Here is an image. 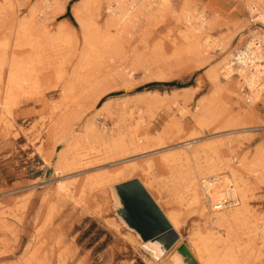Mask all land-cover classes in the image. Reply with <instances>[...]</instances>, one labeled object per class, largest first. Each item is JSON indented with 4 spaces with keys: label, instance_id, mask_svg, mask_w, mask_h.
<instances>
[{
    "label": "rangeland",
    "instance_id": "obj_1",
    "mask_svg": "<svg viewBox=\"0 0 264 264\" xmlns=\"http://www.w3.org/2000/svg\"><path fill=\"white\" fill-rule=\"evenodd\" d=\"M245 1L172 0L171 9L166 14L164 12V16L162 14L153 21L140 19L122 47L109 43L102 45L97 54L98 61L92 67L80 70L77 67L83 51L82 30L71 12L81 8L85 0H0V41L7 43L0 51V61L3 55L5 58L3 76L12 55L18 59L32 55L30 47H15L20 38L18 26L21 22L29 20V36L38 43L43 58L33 68L32 80L37 82L28 89V93H20L9 112L4 111L0 104V264H150L151 255L147 256L139 248L145 242L117 214L118 209H123L118 187L123 181L131 180L140 184L150 180L154 188L160 187L159 195L155 189L147 191L143 188L153 201L158 196L161 198L159 206L162 210L157 205L161 212L169 210L177 215L181 224L179 230L174 231L178 241L163 253L159 261L164 260L161 264H181L176 256H172L177 248L185 245L191 253L189 239L193 230L206 231L198 215V209L204 204L200 189H197L198 202L193 201L191 190L184 189L195 176L191 153L199 152L211 137L219 136L211 134L225 130V119L237 111L230 113L226 109L217 121L198 127L192 120L195 107L203 99L207 102L212 100L219 110L223 107L226 100L220 95L214 97L208 72L251 37L264 34V24L257 21L259 25L253 26L255 21ZM53 2L64 6L62 14H56ZM260 2L264 7V0ZM185 5L213 22L212 31H209L212 39L226 37L229 40L224 50L209 51L206 64L195 62L179 50L185 30L180 12ZM106 16L105 5H101L98 24L102 25ZM251 31L257 33L253 35ZM58 35L62 41L59 40L57 45L50 39H56ZM110 48L122 49L118 53L115 49L111 52ZM43 53L49 56L44 57ZM48 58L49 63L54 61L51 65L57 63L49 66ZM75 72H78L75 85L67 93V84ZM158 72H163L167 80L156 79L154 75ZM184 88L189 91L180 90ZM106 105H109L107 110L98 111ZM138 111L143 118L138 138L163 135L169 150L188 155L190 162L180 174L183 181H170L159 162L161 153L109 165L94 164L96 157L88 154L86 159H89L91 168L87 171L56 176L55 164L85 150V145L73 144L72 140L84 138L83 130L88 123L92 122L106 137L112 135L117 138L133 125ZM250 114L252 117L244 122L248 129L230 138L235 142L232 143L233 150L239 146L241 149L229 154L230 165L234 168L240 161L239 154L248 152L252 155L257 148H264V97L252 107ZM174 122L179 124L178 130L171 126ZM58 130L59 135L56 134ZM187 142L193 144L181 149L177 147L178 143ZM132 163L138 169L126 173L118 185L83 189L88 177L104 171L114 175ZM147 163L151 169H147ZM196 181L198 184V179ZM250 182L248 205L256 227L251 226L249 230L253 232L256 228L259 236L254 239L252 254L243 261L245 264H264V176L252 177ZM59 184L66 186V194L57 192ZM235 232L240 243L246 241L245 231Z\"/></svg>",
    "mask_w": 264,
    "mask_h": 264
},
{
    "label": "bare ground",
    "instance_id": "obj_2",
    "mask_svg": "<svg viewBox=\"0 0 264 264\" xmlns=\"http://www.w3.org/2000/svg\"><path fill=\"white\" fill-rule=\"evenodd\" d=\"M171 1L172 0H85L81 8L72 10L71 12L76 23L79 24L82 30L83 51H81L80 53V59L78 60L79 64L77 68H80L81 70V68L83 67H92L98 61L99 57L97 56V54L100 53V48L104 44L109 43L110 45H114L116 47H122V44L124 43L126 37L132 36L130 30H134L136 28L138 23L137 21H140V19L153 21L162 14L164 16V12L166 14V11L171 9ZM246 1L245 3L247 9L249 10V14L253 15L252 19L254 21H259L261 24H264V7L262 6L260 0ZM53 5L55 6L56 14H62L64 12V6H61L57 3H54ZM101 5H105V14H107L105 19L103 20L102 25L98 24ZM180 13V20L184 22L185 28V30H183L184 33L182 34L183 44L181 45V49H179L180 51H182V53L188 55L195 62L204 64L208 59L207 55L209 51L214 49L219 51L224 50V45H226L229 41L226 37L212 39L209 36V31L212 29L213 22L211 23L210 21H207L205 19V16L198 11L190 10L187 5L184 6V9ZM29 25V20L21 22L19 24L18 36L20 38L15 44V47H30V49L32 50V55H27L26 57L21 59H18L17 57H14V55H12V58L9 59V63L7 64V73L4 76L2 69L5 58L4 55H1L2 62L0 61V104L4 111L7 112H9V110L14 106L15 100L19 97L18 95H20V93H28V89H31V86L34 85L33 83L37 82V80L36 82L35 80H32L33 68L35 67V65L40 64L41 59H43L40 55V48L38 46V43L35 40L31 39L29 36L31 30ZM250 33L254 35L257 33V31H251ZM254 37L255 36L251 38ZM61 38L62 37H59L58 35L56 39L52 38L50 39V41L52 40L55 44L58 45V42ZM6 45V41H0V51L1 48H5ZM113 49L120 53L119 50L122 48H110V51L113 52ZM51 50L54 49L51 48ZM55 53H57V51ZM45 54L44 57L49 56L48 54ZM54 56L55 55L51 57L53 58ZM232 56L233 54L226 55V57H224L217 66L213 67L208 72V80L214 87V97L220 95V97L222 96V98L226 100V103H223V107H220L219 110L218 106H215L212 100L208 102L204 99L200 100L198 102V105L195 107V115L192 120H194L196 126L205 127L213 121H217L220 117H222L226 109L230 111V113L234 112L235 109H237V111H235V113H231L225 119V123L223 126L224 129L226 128L225 130L222 129L223 131L221 132L211 134V136H219L211 137L212 139L210 141L208 139V143H205L200 147L199 152H196L194 154L191 153V158L194 163L193 166L195 176H192V179L189 180L188 186L184 189H186V191L191 190L194 197L193 201L198 202L197 189L199 188L201 191L202 180L206 177H214L215 182L208 185V188L210 189L209 196L212 198V200H214L215 202L221 200L228 201L235 198L236 201H238V204L235 207L231 209H225L222 212H219L218 210H216L218 212L210 211L204 206V204L200 206V208L198 209V215L206 226V231L204 233H201L197 229H195L193 230L189 239V249L191 250V253L197 264H245L243 260L244 258L246 259V257L252 254V247L253 244H255L254 239H257V237L259 236V233L257 234L256 232V228H254L253 232L249 230L251 226L256 227V225L255 219L252 214L253 212H251L248 202L251 197L250 178L264 176V148H257L252 155L248 154V152L239 154L240 158H238L240 159V161L236 163L237 165L235 164L237 166L236 168L230 165L229 154H233L238 148L240 149V146H237L238 148H236L235 151L233 150L234 148L232 147V143L235 142H232L233 138L232 140H230V138L235 134H239L238 132L248 129L244 122L252 117L250 114L252 107L259 103V100L263 97H254L252 101L246 102L245 99L240 96L237 89V81L231 78L225 71V67L229 64ZM49 59L50 58H48L47 62L49 61ZM57 59L58 58L56 57V60ZM42 62H44V60ZM53 62H48L49 66ZM54 64L51 66H54ZM77 73L78 72H75L70 82L68 81V90H66L67 93H70L72 91L75 85L74 80ZM62 75L63 74H61V76ZM55 77H57V75ZM62 77H64V75ZM154 77L161 81L164 79L167 80V76H165L163 72H158L154 75ZM55 80H57V78ZM37 86L38 85L36 84L35 87ZM180 90L184 92L189 91L188 88ZM214 101L215 104L218 103L216 99ZM105 104H107V102L104 103V105ZM108 106L109 105H106L105 108L102 107L103 109L99 108L98 111L107 110ZM147 110L148 113L151 112L149 107L147 108ZM137 114L138 116L136 119H134L135 122L129 128V130H127L126 133L124 132V134L118 135L117 138L116 136L112 135L106 137L104 135V132L99 131L92 122L88 123L83 130L84 138L81 137V139H79V137H77L72 140L73 144L80 143L79 145H85V150L78 153L75 152L76 155L74 153L71 157L62 158V161L55 164L54 170L56 176L59 177L66 173L74 174V172L78 171H87L89 168H91L90 162H88L89 159H86V156L88 154H92L96 157V163L94 164L109 165L112 163H126V160L131 158L141 156L143 157L147 155L150 156V154L153 153H161L159 162L163 170L170 176V181H177V179L182 180L180 174L182 172V169H184L189 161L186 152L176 153L175 151L169 150V148L166 146V142L163 140L164 138H162V134V136L157 137L144 135L142 138H138V134L140 131L139 129L141 127L143 118L141 117V113L139 111L137 112ZM130 115L129 118L133 119L132 116L130 117ZM59 126L61 125H58L57 127ZM171 126L175 127L176 130L179 129V124L176 122H174ZM167 129L171 128L167 127ZM61 132H64V130H62ZM58 133L59 130L56 134L59 135ZM200 138L201 137H199L198 139ZM191 144H193V142L178 143L177 147L180 149L186 148ZM188 148L190 150V147ZM93 160H95V158ZM146 165L147 169H151L150 163H147ZM129 166H127L123 171L114 175H111L108 172L104 171L102 173L96 174L95 176L88 177L84 182L83 189L85 187H88L89 189V187L93 186L98 187L110 184L118 185L120 180H124L123 178L126 176V173H132L138 169L137 165L135 166L133 163ZM143 172L147 171L143 170ZM185 177L187 176L185 175ZM196 179H198L199 181L198 184ZM162 181L163 180H161V182ZM141 184H143L142 186L147 191L150 189L153 191V189H155L156 194L159 195L160 187L154 188L150 180L143 183L141 182ZM97 187H95V189ZM162 191L164 190L162 189ZM57 192L66 194V186L64 184H59L57 186ZM159 199L161 198H159L158 196V198L156 200L154 199V201L160 208ZM162 212L172 230L177 232L181 225L177 215L173 214L169 210L166 212ZM235 230H242L243 232H246L244 233L246 234L245 242L240 243V241L236 239V235L234 234L236 233ZM247 230H249V232ZM220 232H223V234H220ZM261 236L263 237L262 234ZM139 248L147 256L151 255L152 261H148V263L150 264H161L164 260H159L161 259L163 253H167L162 249L161 245L158 242L148 241L145 242L142 246H139ZM165 257L163 259H165Z\"/></svg>",
    "mask_w": 264,
    "mask_h": 264
},
{
    "label": "water",
    "instance_id": "obj_3",
    "mask_svg": "<svg viewBox=\"0 0 264 264\" xmlns=\"http://www.w3.org/2000/svg\"><path fill=\"white\" fill-rule=\"evenodd\" d=\"M118 189L123 205L117 212L119 219L122 217L126 226L143 242H158L165 252L170 250L177 243L178 235L139 181L121 184ZM172 256H176L181 264H197L185 245L179 246Z\"/></svg>",
    "mask_w": 264,
    "mask_h": 264
},
{
    "label": "built area",
    "instance_id": "obj_4",
    "mask_svg": "<svg viewBox=\"0 0 264 264\" xmlns=\"http://www.w3.org/2000/svg\"><path fill=\"white\" fill-rule=\"evenodd\" d=\"M257 25L259 22H253V26ZM225 71L237 81L238 93L246 102L252 101L254 97H264V34L250 38L241 48L234 51ZM233 163H236L235 159ZM214 182V177L202 180L201 194L205 206L213 212L235 207L238 204L235 198L228 201L212 200L208 185Z\"/></svg>",
    "mask_w": 264,
    "mask_h": 264
},
{
    "label": "trees",
    "instance_id": "obj_5",
    "mask_svg": "<svg viewBox=\"0 0 264 264\" xmlns=\"http://www.w3.org/2000/svg\"><path fill=\"white\" fill-rule=\"evenodd\" d=\"M167 85H171V86H173L174 84H167Z\"/></svg>",
    "mask_w": 264,
    "mask_h": 264
},
{
    "label": "crops",
    "instance_id": "obj_6",
    "mask_svg": "<svg viewBox=\"0 0 264 264\" xmlns=\"http://www.w3.org/2000/svg\"><path fill=\"white\" fill-rule=\"evenodd\" d=\"M131 181H133V180H131ZM129 182V181H128ZM124 183H127V182H124ZM124 183H122V184H124Z\"/></svg>",
    "mask_w": 264,
    "mask_h": 264
}]
</instances>
